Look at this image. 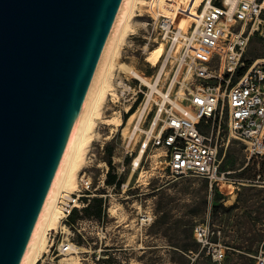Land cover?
Here are the masks:
<instances>
[{"label": "rangeland", "instance_id": "1", "mask_svg": "<svg viewBox=\"0 0 264 264\" xmlns=\"http://www.w3.org/2000/svg\"><path fill=\"white\" fill-rule=\"evenodd\" d=\"M143 1L147 4L134 9L130 29L115 60L117 68L112 86L117 97H107L102 113V120L119 115L121 125L111 130L97 121L83 169L92 184L86 192L88 197L83 199L101 198L104 215L101 220L77 219L70 237L72 244L79 247L77 253L54 259L45 256L43 264H62L61 260L70 255L80 264H215L204 253H199L193 236V227L198 223L208 226L213 233L212 241L221 233V241L228 247L221 264H256L255 257L260 251L264 252V156L248 160L244 144L228 136L225 118L221 127L224 140L221 141L220 169L230 172L228 184L210 187L206 180L193 176L173 179L166 169L161 149L148 148L139 166L132 170V160L145 141L144 131L148 129L149 119L167 106L168 100L164 101L154 92L145 107L140 130L133 131L132 126L124 130L127 123L124 116L138 96L141 101L135 111L144 107L149 89L118 64L127 65L149 82L155 80L163 65L156 87L163 94L169 91L171 100L182 97L185 85L184 75L175 78V60L166 62V45L151 23L150 0ZM222 1L212 0V3L221 5ZM181 2L187 3L186 0ZM191 20L182 19L180 25L185 26ZM159 44H163V56L152 66L145 61V56ZM258 58H264V41L253 34L243 59L248 63ZM216 83L215 79L209 81L211 86ZM109 149L112 150L110 156ZM108 161L112 173L121 182L119 188L105 185ZM111 207L117 210L116 215L110 212ZM62 228L56 230L57 244L68 235L67 229Z\"/></svg>", "mask_w": 264, "mask_h": 264}, {"label": "water", "instance_id": "2", "mask_svg": "<svg viewBox=\"0 0 264 264\" xmlns=\"http://www.w3.org/2000/svg\"><path fill=\"white\" fill-rule=\"evenodd\" d=\"M122 0H0V264H20Z\"/></svg>", "mask_w": 264, "mask_h": 264}, {"label": "built area", "instance_id": "3", "mask_svg": "<svg viewBox=\"0 0 264 264\" xmlns=\"http://www.w3.org/2000/svg\"><path fill=\"white\" fill-rule=\"evenodd\" d=\"M171 4L173 11L169 10ZM206 4L207 0L200 11L195 7L197 14L190 16L188 3L180 0L149 2L151 23L166 45V62L175 60V78L184 75L185 85L181 98L170 99L154 121L155 116L149 119L141 149L144 153L148 148L161 149L173 179L198 177L212 187L229 183L230 172L220 169L223 118L228 136L244 144L248 160L264 156V58L248 63L243 59L253 34L264 41V0H223L221 5L212 3L204 9ZM190 17H194L190 23L180 25ZM187 79L198 84H189ZM212 79L217 83L211 86ZM78 185L79 194H64L59 202L68 235L57 244L58 231H50L51 240L40 264L45 256L54 259L79 250L70 240L75 225H69L67 219L74 209L87 206L89 199L84 202L83 198L88 197L92 184L83 173ZM212 234L204 223L193 227L199 253L221 264L228 247L221 241V233L216 241L211 240ZM255 259L256 264H264V252Z\"/></svg>", "mask_w": 264, "mask_h": 264}, {"label": "bare ground", "instance_id": "4", "mask_svg": "<svg viewBox=\"0 0 264 264\" xmlns=\"http://www.w3.org/2000/svg\"><path fill=\"white\" fill-rule=\"evenodd\" d=\"M173 1L179 2V0ZM186 1L188 3V10H191L190 16H195L197 14L194 11L195 7H200L206 0ZM143 4H147V2H144L143 0H122L119 11L111 28V32L101 53L93 79L77 115L61 161L20 264H37L39 258L45 253L48 247V232L57 230L58 227H63L59 202L64 194H79L78 181L80 175L83 173V169L86 167L85 164L95 134L97 121H102L104 125L111 127V130L112 127H118L121 125V118L119 115L102 120V113L107 97H117L115 89L112 86L114 71L115 68H117L115 60L119 57L121 46L124 44L127 33L130 29L134 9L136 10L138 5ZM211 4L212 0H207V4L204 6V9ZM174 8L175 7L172 4L169 6V10L173 11ZM163 13L167 14L166 12ZM190 18L193 19L194 17ZM163 52V44H159L152 50L148 51L145 56V61L150 63L152 66H156L163 56ZM118 65L132 77L139 79L142 84L149 89L144 107L129 116L124 128L125 130L128 126H132L133 131L140 130L139 124L144 116L145 107L148 104V101L152 98V94L154 92L159 93L164 101H170L169 91L168 93L163 94L156 87L163 70V65L160 67L157 77L153 82L147 81L135 70L129 68L125 64L119 63ZM125 109L128 110V107ZM161 110L162 109L159 111ZM159 111L157 115L159 114ZM157 115L153 118V121L157 118ZM143 154V149H140L136 157L133 158L131 164L133 171L139 166ZM110 212L115 215L117 214V210L114 207L110 208ZM64 229L66 230V228ZM72 249L73 251H76L75 248ZM61 262H63L62 264H80L78 259L72 255L64 257Z\"/></svg>", "mask_w": 264, "mask_h": 264}, {"label": "trees", "instance_id": "5", "mask_svg": "<svg viewBox=\"0 0 264 264\" xmlns=\"http://www.w3.org/2000/svg\"><path fill=\"white\" fill-rule=\"evenodd\" d=\"M140 101H141V96H138L135 102L133 103V105L131 106L129 112L124 116L123 118L124 121H126L129 118V116L134 113ZM111 153H112V150L109 149L108 155L110 156ZM108 166H109V169L106 173L105 185L114 186L116 188H119L121 186V182L112 173V167H111L110 161H108ZM85 202H87L86 199H85ZM103 204L104 202L101 198L89 199L87 206L81 210V213H79V211L76 209H74L71 212L70 216L67 219V223L71 225L77 219H81L82 217L83 218H95L97 220H101L104 215Z\"/></svg>", "mask_w": 264, "mask_h": 264}]
</instances>
